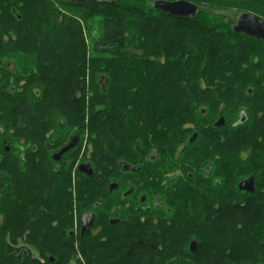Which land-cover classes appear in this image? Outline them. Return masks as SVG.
Instances as JSON below:
<instances>
[{"label": "trees", "instance_id": "trees-1", "mask_svg": "<svg viewBox=\"0 0 264 264\" xmlns=\"http://www.w3.org/2000/svg\"><path fill=\"white\" fill-rule=\"evenodd\" d=\"M156 1L0 0V225L12 227L14 246L40 253L42 264H263L264 215L222 206L203 220L199 192L185 197L183 190L169 197L173 215L143 211L155 191L153 152L166 168L170 148L191 145L208 124L233 129L239 109L263 95L264 52L259 62L251 58L264 41L235 34L237 20L224 13L264 19V0H187L199 7L194 19L158 12ZM219 118L225 124L214 127ZM236 129L263 130L264 118ZM74 136L76 148L55 162ZM260 137L238 138L243 151L251 149L247 162L238 159L250 166L243 178L258 183ZM79 160L92 166V177L73 176ZM121 160L131 173L123 174ZM219 188L241 193L236 185ZM87 212L96 219L82 237ZM10 263L33 262L15 253Z\"/></svg>", "mask_w": 264, "mask_h": 264}, {"label": "flooded vegetation", "instance_id": "flooded-vegetation-1", "mask_svg": "<svg viewBox=\"0 0 264 264\" xmlns=\"http://www.w3.org/2000/svg\"><path fill=\"white\" fill-rule=\"evenodd\" d=\"M5 67L8 70L12 68L14 70L16 69L15 65H12L11 63L8 62L5 63ZM246 90L250 95L254 93V92L252 93L251 87H248ZM245 106L246 107L242 106L239 109L238 114L235 116L234 122L231 125L233 129L231 130L213 129L210 128L209 126L210 124H208L207 126H205V129L202 134H199L197 132H194L192 134V136L188 141V144L191 145H187V143H178L177 144L178 146H175L174 148H170L169 155L165 163L167 165L166 168H162V160L159 159L157 153H154V155L151 156V161L152 164L154 165L153 174L156 177L154 181L155 195L154 197H151L150 200L152 208L154 210L152 212H155L154 214L173 215L174 213L173 210L168 208V206L170 205L169 197L173 196V194L171 193L175 191L183 190L184 191L183 195L185 197L186 196L189 197L190 196L189 194L194 193L195 191L199 192V205H198L199 209L197 210L199 212L198 213L199 216L202 217L203 220L205 219V217L207 218V216L209 215H212L213 217L219 215L222 211V206L225 209H229V207L230 208L240 207L243 208L245 212H253V214L255 213V214L264 215V179L262 180V182L259 181L258 183L256 177L254 175H250L247 178H242L240 181H238L235 176L237 174V169L239 165L238 159H240L241 162H247L249 158V154L251 153V149H249L246 152L243 151L238 152V147L240 146L239 144L242 143L239 142L238 138L243 136L246 137V136L257 135V136H261L257 140V142L260 143L264 142V139L262 138L264 136V131L236 129L238 126L245 124L249 120L252 121L251 120L252 113H250V106L248 105ZM260 112L261 115H259L258 118L263 119L264 108ZM219 120L220 118L218 119V121ZM218 121L213 124L214 127H218L217 126ZM188 128L189 126L187 125L186 129L188 130ZM194 135H196V138L193 142H191V139L193 138ZM71 140L68 141L66 146L70 143ZM79 141L80 139H78V143ZM5 143H7L8 145V142L6 140H3L2 142L3 150L5 152H9L10 146L8 145L9 151H6ZM251 143H254V139H252ZM223 144L225 145L222 146ZM226 144L229 145L227 146ZM87 145H88L87 139H85V142L83 141L82 144L81 158L84 152L86 151ZM257 159L258 162H256L255 166H257L260 169L264 166V155L260 154L259 156H257ZM80 160L75 164L73 176H75V171H78V168L81 164H89L86 161H80ZM124 162L125 160L119 161V167L123 169L124 171L123 174L126 175L128 173H131L130 171H132V169H130V167H128L125 164L126 162L125 163ZM0 174H2L1 168H0ZM8 175H9V179L12 180L11 174L9 173ZM227 176L230 177L228 178ZM250 177H254L255 179V191L257 188L256 186H263L261 189L262 193H255V191L253 193H246L240 191L241 192L240 194H237L235 192L233 193L225 192V194L223 195L219 193L221 191V188H219L221 184L236 185L239 190V184L243 181L248 180ZM0 182H1L0 197H1V195H3V190H4L1 188L2 187L1 177H0ZM113 185H116L115 191L119 189V186L117 184H113ZM74 186H75V177H73V187ZM164 190H167L165 191L166 196L162 195L164 194ZM132 191L133 189H131V191L129 192ZM129 192L126 190L123 191L122 192L123 197L124 198L127 197ZM160 192L161 194H157ZM221 199L224 200L223 205L221 204L222 202ZM187 209H189V206H187ZM87 213H93V212H87ZM85 214H83V216ZM81 229H82V218L80 225V235H81ZM74 230H75L74 233L76 234L78 232V223H76V226H74ZM12 231H13L12 227L0 225V264H11L10 262L13 259L15 253L18 259L23 258L26 263L33 262L32 264H36V263L42 264L43 259L40 253H35L33 251H30L28 247L24 246L25 244L14 246Z\"/></svg>", "mask_w": 264, "mask_h": 264}, {"label": "water", "instance_id": "water-1", "mask_svg": "<svg viewBox=\"0 0 264 264\" xmlns=\"http://www.w3.org/2000/svg\"><path fill=\"white\" fill-rule=\"evenodd\" d=\"M69 3L76 5H85V4H96L99 0H64ZM154 10L167 14L171 17L182 18V19H194L197 17L199 12V7L187 0H178V1H165L159 0L156 1L153 5ZM233 32L237 35H245L251 39H256L264 41V20L253 13H245L238 20L237 23L233 26ZM1 66V62H0ZM224 119L220 118L217 123L218 127L224 125ZM196 138V135L193 136L191 142ZM78 136H75L70 143L64 147L59 153L53 156V160L58 162L63 155L75 148L78 143ZM6 151H9L7 143H5ZM78 171L88 177L94 175L93 168L90 164H81L78 168ZM1 184V182H0ZM115 186V187H114ZM116 185H111L110 191H114ZM239 191L246 193H253L255 191V179L250 177L248 180L243 181L239 184ZM95 221V214L87 213L82 217V229L81 236L87 235ZM198 248V243L193 241L190 244V251L195 253Z\"/></svg>", "mask_w": 264, "mask_h": 264}, {"label": "rangeland", "instance_id": "rangeland-1", "mask_svg": "<svg viewBox=\"0 0 264 264\" xmlns=\"http://www.w3.org/2000/svg\"><path fill=\"white\" fill-rule=\"evenodd\" d=\"M245 13H249V12H243V13H239V12H226V13H224L227 17H229V18H232V19H235V20H238L243 14H245ZM256 15V14H255ZM260 17V16H259ZM263 19V18H262ZM264 20V19H263ZM85 39H86V43H87V46L88 47H90V41H89V38H87V36L85 37ZM262 46H263V49L261 50V49H259L258 51H255L254 50V54L253 55H255V56H253L251 59L252 60H254V59H256V61L257 62H259V56H258V54H260V52H264V44H261ZM263 63H264V57H263ZM264 70V68H262V71ZM88 81H89V77H88V75H87V79H86V82H87V84H88ZM257 85V84H256ZM260 87H264V79L262 80V81H260L259 83H258V88L260 89ZM253 88V87H252ZM262 93H260V94H263L261 97L264 99V91H261ZM259 98V99H257L256 101H248V103H247V105L248 106H250V113H252L251 114V120H252V122H253V120L255 121V119L257 118L258 119V116L259 115H261V110L264 108V104H262L264 101H263V99L262 98ZM257 103V104H256ZM244 107H246V106H244ZM218 121V120H217ZM216 121V122H217ZM260 131H264V129L262 130H260ZM87 135V134H86ZM251 137H257V135H252ZM84 139H87V138H85L84 137ZM255 140V139H254ZM84 142H85V140H84ZM17 145V144H16ZM88 147V146H87ZM17 148H19L18 147V145H17ZM243 146H239L238 147V152H240V151H243ZM19 150V149H18ZM249 150V149H248ZM20 151V150H19ZM243 152H246L245 150L243 151ZM153 153H155V152H153ZM0 162H1V156H0ZM249 167L250 166H244L243 164H239L238 165V169H237V174L235 175L236 176V178H237V180L238 181H240L247 173V171L249 170ZM152 169L154 170V165H153V167H152ZM153 172V171H152ZM228 178L230 177V176H227ZM165 191H167V190H164V194H162L163 196H166L165 195ZM151 194H152V196L151 197H154V195H155V191H153V192H151ZM157 194H161V192L160 193H157ZM150 209V210H149ZM145 210L146 211H143V212H146L147 214H149V213H151L152 211H153V208L150 206V205H148L146 208H145ZM236 212L235 211H233V212H231L229 215H231V217L232 216H234V214H235ZM237 214H238V212H237ZM155 218L157 219H159V218H161V216H160V214H155ZM74 226H76V222H75V225ZM13 232V231H12ZM263 264H264V261H263Z\"/></svg>", "mask_w": 264, "mask_h": 264}]
</instances>
